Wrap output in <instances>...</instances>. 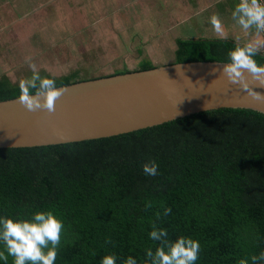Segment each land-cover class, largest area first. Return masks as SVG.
Here are the masks:
<instances>
[{"label":"trees","instance_id":"1","mask_svg":"<svg viewBox=\"0 0 264 264\" xmlns=\"http://www.w3.org/2000/svg\"><path fill=\"white\" fill-rule=\"evenodd\" d=\"M237 46L244 45L180 40L176 63H231ZM254 59L264 66V54ZM154 68L144 60L137 71ZM78 75L41 73L57 87L78 82ZM19 95L10 78L0 79V101ZM153 160L158 174L147 176L143 165ZM166 207L172 212L163 216ZM38 211H51L64 223L55 264H101L109 254L117 264L129 256L150 264L147 250L160 246L149 236L153 223L167 229L172 242L199 241L196 264H238L242 258L251 264V256L264 252V114L224 108L111 138L0 149V217L30 220Z\"/></svg>","mask_w":264,"mask_h":264},{"label":"water","instance_id":"2","mask_svg":"<svg viewBox=\"0 0 264 264\" xmlns=\"http://www.w3.org/2000/svg\"><path fill=\"white\" fill-rule=\"evenodd\" d=\"M226 64L171 63L74 82L61 87L66 91L51 114L30 112L18 98L0 101V149L111 138L224 108L264 114V100L231 83L223 74ZM247 85L264 96L259 81L249 78Z\"/></svg>","mask_w":264,"mask_h":264},{"label":"rangeland","instance_id":"3","mask_svg":"<svg viewBox=\"0 0 264 264\" xmlns=\"http://www.w3.org/2000/svg\"><path fill=\"white\" fill-rule=\"evenodd\" d=\"M86 2L89 1H70L68 8L76 14L75 22L61 23L67 14V8H61L56 28L49 23L59 21L55 17L59 8L49 11L43 19L48 26L46 32L38 30L26 40H19V44L8 46L0 54V78L7 76L19 86L20 79L31 77L26 63L29 57L40 74L60 79L79 74L74 78L78 81L126 69L137 71L147 58L155 66L168 65L177 62L180 40L217 36L210 27L200 28V21L193 22L192 29L185 25L178 29L185 20H197L202 12L196 0H91L86 8L92 14L83 16ZM211 9L202 15L204 21L210 18ZM241 40L236 42L245 45Z\"/></svg>","mask_w":264,"mask_h":264},{"label":"clouds","instance_id":"4","mask_svg":"<svg viewBox=\"0 0 264 264\" xmlns=\"http://www.w3.org/2000/svg\"><path fill=\"white\" fill-rule=\"evenodd\" d=\"M232 17L245 32L252 28H255L257 33L264 32V4L261 0H240ZM210 23L218 37H226L223 21L218 14L210 17ZM262 49L264 41L260 40L237 46L229 53L231 63L223 67V74L231 83L239 84L247 90L249 96L257 100H264V96L253 89L250 90L247 80L250 78L264 85V66L258 65L254 59ZM26 63L32 75L19 81V103L30 112L43 110L49 114L54 113L56 102L66 89L57 87L55 79L42 77L31 57L26 59ZM158 168L159 165L154 160L143 165L144 174L147 176H156ZM146 207L150 208L151 204ZM171 212V207H166L162 215L168 216ZM160 217L161 213H157V219ZM63 231V221L51 211H38L30 220L0 217V241L5 245V249L0 251V259L4 260L5 264L9 256L13 257L14 264H55ZM149 236L150 239L160 242L155 252L147 250L150 264H196L201 250L199 241L180 237L172 242L167 238V229L158 228L155 223ZM250 260L251 264H260L264 261V252L251 256ZM101 264H117V257L114 254L106 255ZM124 264H137V261L129 256ZM238 264H249V259L242 258Z\"/></svg>","mask_w":264,"mask_h":264},{"label":"crops","instance_id":"5","mask_svg":"<svg viewBox=\"0 0 264 264\" xmlns=\"http://www.w3.org/2000/svg\"><path fill=\"white\" fill-rule=\"evenodd\" d=\"M70 1L71 0H0V54L4 53L5 50L8 49V46L19 44V40H26L32 33H36L38 30L46 32L48 26L45 25L43 19L49 11H56V9L59 8V11L55 12V17L59 20V16L57 15L60 14V9L67 8L65 11L67 12L66 17L61 18V23H67L65 20L70 21V23L75 22L77 20L74 19L76 14L72 9L70 10L68 8L70 6ZM88 1L91 2V0ZM89 2H86L87 4L83 3V16L85 14L89 16L92 14V11L86 8V6L90 4ZM239 2L240 0H196V4L199 5L202 12L198 14L197 20H194L195 17L185 20L183 24L178 26V29L180 30L183 25H185L184 27L191 28L193 22L197 23V21H200V28H206V30H208L210 27V31L215 33L210 23V18L205 21L202 19V15L211 7L212 13L210 17L213 14H218L223 21L226 31V37L223 39L233 38L237 41V39L240 38L243 39L241 41H244V44L255 40L264 41V32L257 33L255 28L245 32L236 20L233 19L232 13ZM208 3L210 4L209 8H207ZM261 3L264 4V0H261ZM41 23L42 25H40ZM58 24H60V20L58 22L49 23V25H54L56 28H59ZM214 39H220V37L215 36ZM260 53L264 54V49H262ZM144 60L149 59H143V61ZM150 61L153 60L150 59ZM4 77L7 76H3L2 78Z\"/></svg>","mask_w":264,"mask_h":264}]
</instances>
